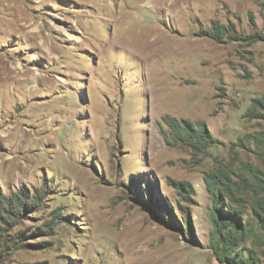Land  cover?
<instances>
[{"label":"rangeland","instance_id":"obj_1","mask_svg":"<svg viewBox=\"0 0 264 264\" xmlns=\"http://www.w3.org/2000/svg\"><path fill=\"white\" fill-rule=\"evenodd\" d=\"M0 264H264V0H0Z\"/></svg>","mask_w":264,"mask_h":264},{"label":"bare ground","instance_id":"obj_2","mask_svg":"<svg viewBox=\"0 0 264 264\" xmlns=\"http://www.w3.org/2000/svg\"><path fill=\"white\" fill-rule=\"evenodd\" d=\"M140 30H141V28H140ZM140 30H139V31H140ZM141 31H142L141 33H146V34L148 33V31H144V30H141ZM156 33H157V32H156ZM156 33H155L154 31H151V32H150V35L152 36L153 39H156V38L158 37V36L156 35ZM146 34L143 35V37L146 36ZM147 36H148V35H147ZM159 37H160V36H159ZM143 39H144V38H143ZM148 39H149V37H148ZM148 39H147V40L145 39V41H149ZM160 40H161V39H159L158 41H160ZM158 41H157V42H158ZM153 42H154V41H153ZM144 43H145V42H143V44H144Z\"/></svg>","mask_w":264,"mask_h":264},{"label":"trees","instance_id":"obj_3","mask_svg":"<svg viewBox=\"0 0 264 264\" xmlns=\"http://www.w3.org/2000/svg\"><path fill=\"white\" fill-rule=\"evenodd\" d=\"M212 35V37H217V35L216 34H211Z\"/></svg>","mask_w":264,"mask_h":264}]
</instances>
